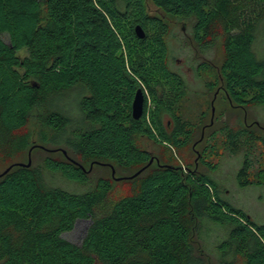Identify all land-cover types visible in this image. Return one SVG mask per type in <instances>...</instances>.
<instances>
[{
  "label": "trees",
  "instance_id": "16d2710c",
  "mask_svg": "<svg viewBox=\"0 0 264 264\" xmlns=\"http://www.w3.org/2000/svg\"><path fill=\"white\" fill-rule=\"evenodd\" d=\"M179 22L200 53L220 41V64L195 68L198 78L218 71L206 91L219 85L234 108L264 107V0H0V164L12 166L0 176V264H264V224L198 167L162 164L143 145L187 162L196 139L198 164L214 173L207 157L218 156L220 138L228 154L242 153L237 185L264 186V156L255 172L252 160L264 148L258 130L222 114L203 127L205 113L182 116L187 84L168 43ZM137 89L153 111L145 101L133 119ZM27 150L31 165H17ZM84 219L80 244L62 237ZM206 220L227 230L215 260Z\"/></svg>",
  "mask_w": 264,
  "mask_h": 264
},
{
  "label": "rangeland",
  "instance_id": "374dc122",
  "mask_svg": "<svg viewBox=\"0 0 264 264\" xmlns=\"http://www.w3.org/2000/svg\"><path fill=\"white\" fill-rule=\"evenodd\" d=\"M182 26H184L183 30ZM170 29L171 37L169 38L168 43L171 55V66L184 77L187 84V95L180 104L182 116L193 122H197L200 118V114L202 112L205 113V116L201 119L200 123V126L203 127L204 125L208 126L213 118L222 114L224 119H226L232 127L236 129L245 127L252 128L258 130L257 133L264 137V107L247 106L245 108H234L225 98L219 85L211 92L206 91L204 85L211 81L213 76L218 73L217 69L209 72L205 71L202 73L201 78L197 77L195 68L200 62H204L208 66L212 65L216 67L220 64V41L218 40L216 42L214 49L200 53L196 50L191 37H189V34L191 33L189 23H173L170 24ZM4 39L6 40V38ZM148 108L153 111L151 101L148 103ZM170 120L171 119L168 116H164L162 123L166 124L167 122H170ZM200 130L201 129L198 130L197 134L200 133ZM202 130L204 131L208 129L202 128ZM217 142L218 156L216 157V155H212L207 157L208 163L217 165V170L214 173L208 172V169L206 168L207 166L198 164L200 158L199 153L203 148V142L198 144L196 139L193 140L192 144H190L184 152L185 155L183 157L187 159V162L183 161L182 157L178 154H174V152L172 153V156L169 157L164 155L159 146L150 143L146 144V141L143 142V145L147 147L154 156L157 155L162 164L166 163L182 168L189 165L192 169L195 166L198 167L216 181L220 187V196L229 205L248 214L255 224H264V186L240 188L236 183V174L242 163V153H238L237 155L228 154L227 151H225V147L220 138L217 139ZM23 154L28 157V160L30 159L31 165V150H27V152H24ZM24 155L15 157L14 161L19 158L23 159ZM261 156H264V148L259 145L257 152L252 159L254 160V172L263 164ZM257 159L259 160L257 161ZM153 162L159 164L158 160L155 158H152L151 163ZM9 163L10 162L5 165L0 164V171L3 170L2 172H4L9 167L7 166ZM92 165L93 164H90L89 170H91ZM98 173H101V171L96 170L93 172V175L95 176ZM112 176H114V173ZM130 178H132V176ZM115 180L118 181L120 179L115 178ZM127 186L128 185H124L121 187L120 183L114 185L116 190L124 189ZM67 188L74 192L84 191L83 187L73 184H70ZM89 224V219L78 220L75 223L74 228L70 232L63 234L62 237L73 244H80ZM201 236L205 243L206 252L215 260L217 258L215 247L220 241L226 238L227 230L222 226L209 223L206 220L205 226L201 231Z\"/></svg>",
  "mask_w": 264,
  "mask_h": 264
},
{
  "label": "water",
  "instance_id": "95a60500",
  "mask_svg": "<svg viewBox=\"0 0 264 264\" xmlns=\"http://www.w3.org/2000/svg\"><path fill=\"white\" fill-rule=\"evenodd\" d=\"M183 29H184V26H182V30ZM134 33H135L137 38H139V39L144 38V31L142 30V28L140 26H135ZM143 107H144L143 91L141 89H137L135 94H134L132 104H131V115H132L133 119H139L142 116L143 109H144ZM212 112H213V108H212ZM151 162H152V159L149 161V164ZM17 165L29 167L30 166V159L28 160L27 164H17ZM11 167L12 166H9L4 172H2V174H0V176L7 173ZM140 172H141V170L136 172L132 177H135ZM113 173L114 172L112 171V175H113Z\"/></svg>",
  "mask_w": 264,
  "mask_h": 264
},
{
  "label": "flooded vegetation",
  "instance_id": "af4514ba",
  "mask_svg": "<svg viewBox=\"0 0 264 264\" xmlns=\"http://www.w3.org/2000/svg\"><path fill=\"white\" fill-rule=\"evenodd\" d=\"M143 95H144V103H145V101H146V103H147V107H148V103H149V96H148V94L146 93V92H144L143 93ZM144 108V107H143Z\"/></svg>",
  "mask_w": 264,
  "mask_h": 264
}]
</instances>
